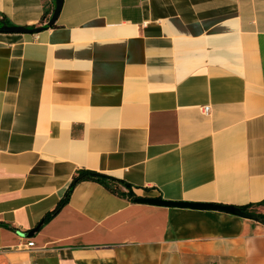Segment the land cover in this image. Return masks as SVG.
I'll return each instance as SVG.
<instances>
[{
	"label": "crops",
	"instance_id": "0c3cea01",
	"mask_svg": "<svg viewBox=\"0 0 264 264\" xmlns=\"http://www.w3.org/2000/svg\"><path fill=\"white\" fill-rule=\"evenodd\" d=\"M53 1L0 0L44 28L0 33V264H264V224L97 182L39 228L79 170L138 199L264 202V0H64L48 27Z\"/></svg>",
	"mask_w": 264,
	"mask_h": 264
},
{
	"label": "trees",
	"instance_id": "16d2710c",
	"mask_svg": "<svg viewBox=\"0 0 264 264\" xmlns=\"http://www.w3.org/2000/svg\"><path fill=\"white\" fill-rule=\"evenodd\" d=\"M56 7L55 0L53 1V6L51 9L47 10L44 14L41 23L43 24L46 20H51L52 16L54 15V8ZM4 27H12L11 22L8 20V18L0 13V28ZM73 181L71 183V186L66 192V195L64 199L57 205L55 210L53 212H50L49 215L46 216V218L40 223L39 228L43 227L44 225H47L50 220H52L54 217H56L63 209V207L69 202L72 192L79 186V184L84 182H97L100 185H102L105 189L112 192L113 194L119 196L120 198L127 199L128 201H131L133 203H136L138 200V197L133 191V188L126 182H122L118 179H115L113 177H108L106 175L96 173V172H90L87 170H79L77 174L73 177ZM264 206V202L260 205H254V206H247V208H242L244 212H248L253 215H257L261 219H263L264 224V214H260L258 212V209Z\"/></svg>",
	"mask_w": 264,
	"mask_h": 264
},
{
	"label": "water",
	"instance_id": "95a60500",
	"mask_svg": "<svg viewBox=\"0 0 264 264\" xmlns=\"http://www.w3.org/2000/svg\"><path fill=\"white\" fill-rule=\"evenodd\" d=\"M56 3V7H55V12L54 15L52 17V20L50 21V23L48 24V27H53L55 25V23L58 20L59 15L61 14V10L63 7V3L64 0H55ZM44 31L43 29H30V28H21V27H4V28H0V33H4V34H33V33H40ZM137 204H142V205H148V206H152V207H161V208H167V209H182V210H194V211H211V212H220L226 215H230V216H236L238 218H242V219H249L252 221H256L258 223H263V219H261L260 217H258L257 215H253L250 213H246L244 212L242 209L235 207V206H224V205H219V204H194V203H180V202H168L165 201L163 199L160 198H155V199H151V198H140L136 201Z\"/></svg>",
	"mask_w": 264,
	"mask_h": 264
},
{
	"label": "built area",
	"instance_id": "2783aa9c",
	"mask_svg": "<svg viewBox=\"0 0 264 264\" xmlns=\"http://www.w3.org/2000/svg\"><path fill=\"white\" fill-rule=\"evenodd\" d=\"M202 113H204L205 115H209L210 113V108L209 107H205L201 109ZM28 248L32 249L34 248V243H31L28 245Z\"/></svg>",
	"mask_w": 264,
	"mask_h": 264
}]
</instances>
